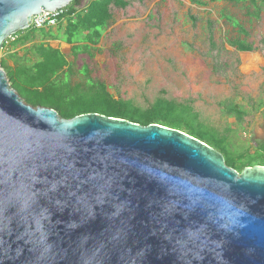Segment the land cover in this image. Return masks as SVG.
I'll use <instances>...</instances> for the list:
<instances>
[{
  "label": "water",
  "instance_id": "obj_1",
  "mask_svg": "<svg viewBox=\"0 0 264 264\" xmlns=\"http://www.w3.org/2000/svg\"><path fill=\"white\" fill-rule=\"evenodd\" d=\"M73 1L0 0V52ZM69 172L77 197L57 204ZM0 264H264V167L238 174L162 126L32 108L0 66Z\"/></svg>",
  "mask_w": 264,
  "mask_h": 264
},
{
  "label": "rangeland",
  "instance_id": "obj_2",
  "mask_svg": "<svg viewBox=\"0 0 264 264\" xmlns=\"http://www.w3.org/2000/svg\"><path fill=\"white\" fill-rule=\"evenodd\" d=\"M124 1L125 9L110 6L111 23L89 49L91 59H72L64 47L72 82L83 81L86 65L91 79L140 110L157 99L188 106L201 124L228 137L231 153L257 157L255 144L264 143V4L256 0V18L249 4ZM231 42L253 51L239 53ZM231 107L245 113L241 123L227 114Z\"/></svg>",
  "mask_w": 264,
  "mask_h": 264
},
{
  "label": "trees",
  "instance_id": "obj_3",
  "mask_svg": "<svg viewBox=\"0 0 264 264\" xmlns=\"http://www.w3.org/2000/svg\"><path fill=\"white\" fill-rule=\"evenodd\" d=\"M187 1L196 6L205 5L199 0ZM211 1L233 5L249 4L255 8L256 18L260 13L256 0ZM258 1L260 5L264 4V0ZM81 2L82 0H74L64 9L55 28L37 30L30 27L13 35V41L6 40L3 43L1 51L7 48L8 54L0 61V66L10 87L25 104L32 108L53 110L64 120L85 114H97L142 127L162 126L182 132L215 150L222 156L225 166L238 174L245 168L264 167V143L255 144L257 157H245L249 156L247 152L235 155L230 151L228 137L219 135L201 124L188 106L157 99L148 108L140 110L128 100L115 98L116 96L108 92L104 83L91 79L86 65L80 70L83 81L73 83L72 68L66 57L45 43L61 42L70 46L69 54L72 59L82 55L91 59L89 49L98 45L102 33L111 23L110 6L118 9L128 6L124 0H89L83 10H79ZM239 32L245 34L241 29ZM28 44L30 46L20 59L17 60L15 54H10L14 47H24ZM229 45L239 53L253 51L243 42H231ZM7 61L11 62L12 67L7 66ZM227 114L233 116L238 123H241L245 116L244 112L234 107H231Z\"/></svg>",
  "mask_w": 264,
  "mask_h": 264
},
{
  "label": "snow or ice",
  "instance_id": "obj_4",
  "mask_svg": "<svg viewBox=\"0 0 264 264\" xmlns=\"http://www.w3.org/2000/svg\"><path fill=\"white\" fill-rule=\"evenodd\" d=\"M71 167L70 165L68 166ZM70 178H74L72 173H68L65 176V179L62 181H55L51 184L50 188L48 189V192L51 193L52 198L56 201L57 204H60L62 202H67L69 198H76L77 193L79 189L73 190L75 188L74 184L68 183V180ZM67 185L63 189H61L60 185Z\"/></svg>",
  "mask_w": 264,
  "mask_h": 264
},
{
  "label": "built area",
  "instance_id": "obj_5",
  "mask_svg": "<svg viewBox=\"0 0 264 264\" xmlns=\"http://www.w3.org/2000/svg\"><path fill=\"white\" fill-rule=\"evenodd\" d=\"M61 15H62V11L53 12V13H41L40 15H37L32 19L30 27L37 30L55 28L58 24ZM11 37H9L6 40H9V42L13 41Z\"/></svg>",
  "mask_w": 264,
  "mask_h": 264
},
{
  "label": "crops",
  "instance_id": "obj_6",
  "mask_svg": "<svg viewBox=\"0 0 264 264\" xmlns=\"http://www.w3.org/2000/svg\"><path fill=\"white\" fill-rule=\"evenodd\" d=\"M45 44H47L50 48H52L54 50H59L63 55L65 54L64 47L66 46V44L61 43V42H46ZM28 46H30V45L28 44V45H26L24 47H21V46L20 47L19 46L18 47H14L13 50H11L10 54L11 53L15 54L16 59L18 60L21 57H23L24 51L28 48ZM1 53H2V55H1ZM1 53H0L1 60L5 59L7 57V54H8V49L4 48V50ZM7 66L8 67H12V64H11L10 61H7Z\"/></svg>",
  "mask_w": 264,
  "mask_h": 264
}]
</instances>
